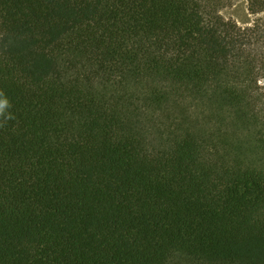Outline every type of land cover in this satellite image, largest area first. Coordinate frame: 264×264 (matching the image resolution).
I'll return each instance as SVG.
<instances>
[{"label":"trees","instance_id":"1","mask_svg":"<svg viewBox=\"0 0 264 264\" xmlns=\"http://www.w3.org/2000/svg\"><path fill=\"white\" fill-rule=\"evenodd\" d=\"M221 5L0 0V264H264V31Z\"/></svg>","mask_w":264,"mask_h":264},{"label":"rangeland","instance_id":"2","mask_svg":"<svg viewBox=\"0 0 264 264\" xmlns=\"http://www.w3.org/2000/svg\"><path fill=\"white\" fill-rule=\"evenodd\" d=\"M219 14L225 20L234 21L241 28L252 27L258 22L264 31V13L251 14L248 10V0H222ZM254 47L259 53L264 54V35Z\"/></svg>","mask_w":264,"mask_h":264},{"label":"clouds","instance_id":"3","mask_svg":"<svg viewBox=\"0 0 264 264\" xmlns=\"http://www.w3.org/2000/svg\"><path fill=\"white\" fill-rule=\"evenodd\" d=\"M11 107V104L5 94L0 91V118H3L4 121L13 119L11 113H8L7 110ZM7 113V114H6ZM2 126V125H0Z\"/></svg>","mask_w":264,"mask_h":264}]
</instances>
